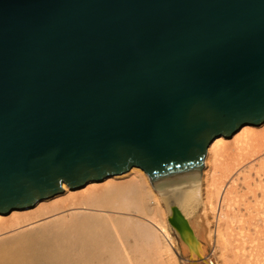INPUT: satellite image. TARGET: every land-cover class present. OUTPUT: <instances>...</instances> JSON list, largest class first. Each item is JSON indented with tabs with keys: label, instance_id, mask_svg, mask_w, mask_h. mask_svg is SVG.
Here are the masks:
<instances>
[{
	"label": "water",
	"instance_id": "1",
	"mask_svg": "<svg viewBox=\"0 0 264 264\" xmlns=\"http://www.w3.org/2000/svg\"><path fill=\"white\" fill-rule=\"evenodd\" d=\"M263 121L264 0H0V214L133 166L199 181L213 139Z\"/></svg>",
	"mask_w": 264,
	"mask_h": 264
},
{
	"label": "bare ground",
	"instance_id": "2",
	"mask_svg": "<svg viewBox=\"0 0 264 264\" xmlns=\"http://www.w3.org/2000/svg\"><path fill=\"white\" fill-rule=\"evenodd\" d=\"M262 155L264 121L244 124L230 138L217 136L206 147L200 180L162 193L136 166L75 189L63 182L62 192L0 214V264L190 263L180 231L169 222L171 206L210 264L225 263L231 251L241 264H259L264 258L245 259L241 243L249 240L250 249L262 243L264 251V176L254 183L244 176L243 186L235 181L246 163ZM208 246L211 258L205 256ZM261 248L250 256H262Z\"/></svg>",
	"mask_w": 264,
	"mask_h": 264
},
{
	"label": "rangeland",
	"instance_id": "3",
	"mask_svg": "<svg viewBox=\"0 0 264 264\" xmlns=\"http://www.w3.org/2000/svg\"><path fill=\"white\" fill-rule=\"evenodd\" d=\"M244 176H246L245 177V179L248 181V182H250V183H254V182H258V180H259V176H264V155H262V156H258L257 158H255V160L254 161H251V162H249V163H246L245 164V166H244V168H242V169H240L239 170V172L237 173V177H236V181H235V183L238 185V186H243L244 185V182H247V181H245L244 179H243V177ZM262 178V177H261ZM241 192H243V190L241 189ZM243 209V207L241 208V210ZM168 216V215H167ZM167 218V217H166ZM173 231V230H172ZM172 235H173V238H174V240H175V244L178 246V237H177V235H176V233H174V232H172ZM246 242H247V240H245V242L242 244L241 243V247L243 248V250L241 249V251H244L243 252V255L245 256V259H247V258H249V259H247V260H253V258H255V259H259V258H264L263 257V255L264 254H261L262 252L264 253V251H263V246H262V243H259V244H254V242H253V244L252 245H254L255 247L256 246H260L259 247V249L261 248V246H262V248H261V250H260V255H262V256H260V257H258V258H256V256L258 255H254L253 257L252 256H250V255H253V253L255 252V251H258L259 252V249L256 247V249H255V247H253V246H251V247H253V248H249L250 247V241L248 240V244H246ZM246 245L245 247L243 246V245ZM179 247V246H178ZM210 248V249H209ZM247 248H249L248 250H247ZM258 249V250H257ZM255 250V251H254ZM249 252V253H246V252ZM211 252H212V247L211 246H208V250L206 251V253H205V256H207V257H209V258H211L210 256H212L213 254H211ZM252 252V253H251ZM241 253V252H240ZM209 254H211V255H209ZM242 254V253H241ZM250 257H249V256ZM178 256H180V255H178ZM184 257H186V256H184ZM188 257V256H187ZM254 259V260H255ZM241 261V259H238L237 258V256L236 255H234V251H231V256L229 257V258H227L226 259V261H225V263H223V262H220L219 264H241L240 263V261ZM246 260V261H247ZM250 260V261H251ZM263 260V261H262ZM254 262V261H253ZM252 262V263H253ZM258 262H259V264H264V259H259L258 260ZM181 264V263H180ZM184 264V263H183ZM186 264V263H185ZM187 264H190V263H187ZM200 264H204L203 262H200ZM248 264V263H247Z\"/></svg>",
	"mask_w": 264,
	"mask_h": 264
}]
</instances>
